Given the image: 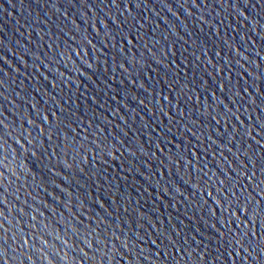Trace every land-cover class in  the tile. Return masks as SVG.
<instances>
[{
    "label": "water",
    "instance_id": "1",
    "mask_svg": "<svg viewBox=\"0 0 264 264\" xmlns=\"http://www.w3.org/2000/svg\"><path fill=\"white\" fill-rule=\"evenodd\" d=\"M0 264H264V0H0Z\"/></svg>",
    "mask_w": 264,
    "mask_h": 264
}]
</instances>
